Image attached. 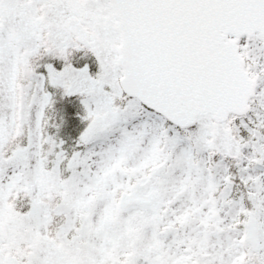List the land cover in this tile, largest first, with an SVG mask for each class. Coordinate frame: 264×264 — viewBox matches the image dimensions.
I'll return each mask as SVG.
<instances>
[{"label":"snow or ice","instance_id":"1","mask_svg":"<svg viewBox=\"0 0 264 264\" xmlns=\"http://www.w3.org/2000/svg\"><path fill=\"white\" fill-rule=\"evenodd\" d=\"M0 264H264V0H0Z\"/></svg>","mask_w":264,"mask_h":264}]
</instances>
